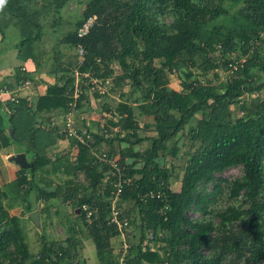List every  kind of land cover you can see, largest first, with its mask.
I'll list each match as a JSON object with an SVG mask.
<instances>
[{
    "label": "trees",
    "instance_id": "16d2710c",
    "mask_svg": "<svg viewBox=\"0 0 264 264\" xmlns=\"http://www.w3.org/2000/svg\"><path fill=\"white\" fill-rule=\"evenodd\" d=\"M67 1L56 0L58 9ZM240 4L245 7L235 16L226 7L235 8ZM17 6L18 2L12 5ZM161 8L170 10L171 23L159 19ZM94 16L99 18L98 24L80 38L79 29ZM227 17H231L232 28L227 23L214 25ZM37 28V35L23 40L22 48L42 39L41 27L37 25ZM263 34L264 0H92L68 39L72 46L81 45L86 51L83 64L77 67L82 90L78 109L89 97L86 82L105 79L108 75H100L102 68L119 63L123 72L115 79L112 91L131 82L132 96L141 93L139 98L133 99L141 116L154 120L153 126L145 124L144 128L155 135L143 136L142 123L133 106L122 102L113 110L107 106L111 113L104 129L93 133L85 127L94 139L90 146L71 139V145L78 146L75 163H69L70 152L64 155L68 165L61 158L52 162L49 149L57 138L67 137L58 125L53 127L49 123V130L40 125L45 123L46 115L62 116L70 112L77 79L76 71L67 72L60 64L63 76L59 81L63 82L49 85L47 93L38 97L36 103L21 100L18 106H10L18 109V115L16 120L10 119L8 130L0 115V150L15 144L32 156L34 172L21 169L13 184L24 202H28L25 213L32 211L29 198L33 193L38 194L36 202L57 200L60 204L74 206L96 245L99 264H118L110 241L120 234L110 223V217L112 193L120 177L117 169L98 162L90 150L98 151L106 142L110 147L107 155L118 159L121 171L120 209L128 204L130 211H125V215L129 227L133 225L141 234L140 242L129 246L127 264H223L228 254L238 250L239 241L233 240L231 231L238 222L243 224L241 240L246 246L249 244L246 264H264V100L252 109L241 104L246 96L264 90V82L256 85L254 72L260 69L264 73V63H257L258 51L251 52V44L260 43ZM219 46L221 55L228 50L239 53L238 58L251 54L254 58H247L244 69L219 87L211 81L206 85L197 79L191 81L193 74L188 72L181 91L168 88L164 81L166 69L173 73L189 64L195 66L197 59H201L200 69L204 75L215 71L219 64L212 55L218 52ZM232 59H227L223 65L227 67ZM28 72L25 77L34 80ZM86 74L90 77L85 78ZM17 75V81L21 80L22 70ZM214 77L220 80L218 74ZM98 94L95 89V99L100 97ZM238 104L242 105L243 116L234 120L231 107ZM199 113L203 118L191 127ZM187 127H191L189 136L196 150L187 155L181 187L175 191L171 187L172 172L162 164L161 157L166 156L168 144ZM116 128L115 138L107 140L106 136ZM58 133L61 134L55 137ZM144 142H151V147L144 152L137 151L136 146ZM122 144L126 147H121ZM178 152L174 147L172 154L177 156ZM50 166L57 179L63 172L72 174L73 178L51 188L55 181L48 179ZM232 167L243 168L242 178L229 183L218 177ZM80 174L85 176L86 184L77 182ZM106 175L110 181L104 186ZM222 183H227L229 199L242 198L248 209L230 206L217 213L210 210ZM210 185L213 188L208 192L206 188ZM151 194H160V198H152ZM6 197V192L0 191V264H86L83 259L75 263L78 255L72 248L48 241L45 236L41 238L38 254L31 253L20 219L10 216L4 206ZM84 206L94 213L91 223ZM49 209L43 210L49 212ZM189 212L203 218L192 219ZM213 215L214 219L207 218ZM126 217L122 212L121 218ZM229 233L231 237L226 236Z\"/></svg>",
    "mask_w": 264,
    "mask_h": 264
},
{
    "label": "rangeland",
    "instance_id": "374dc122",
    "mask_svg": "<svg viewBox=\"0 0 264 264\" xmlns=\"http://www.w3.org/2000/svg\"><path fill=\"white\" fill-rule=\"evenodd\" d=\"M91 1L92 0H68L66 3H63L61 9H58V4L56 0H4V3L0 5V35L2 41V43H0V68L6 67V64L10 60L9 58L15 51L14 45H17L18 50L15 51V53L22 54L24 57L30 60V63L26 65V68L30 71L28 73H31V75L34 77V87L36 86V83L40 84L44 82V80L42 79V74L46 73L50 69L56 68L58 56H60L59 60H62V63L64 64L63 68L66 71H77L81 56L78 53V49L72 46L68 42V39L71 33L74 32L76 24L82 19L83 13L86 10L87 5ZM17 2L20 8L19 6H17V8H13L12 5H17ZM226 7L229 8L232 11V15L235 16L237 15L236 13L238 11L245 7V5L240 4L238 6H235V8H230V5H226ZM159 11L161 13V16L159 15V19L163 23H171L173 21L172 15L169 13V9L161 8ZM225 20L223 18L219 19L214 23V25H223L227 23V26L231 27V17H227ZM37 25L41 27L40 29L43 33L42 39L40 41L35 42L29 47L22 48L20 44L23 40L31 36H35L39 32ZM261 37L262 41L256 44L254 46L255 49H252L251 51H258L260 58L257 63L259 65L264 63V34ZM239 55V53H232L228 50L225 51V55H221L220 52H215L214 55H212V58L215 57L216 63L219 64V67L216 68V70L218 71L215 70L213 72H210L208 75H204L200 69V66L202 65L201 59H197V64L195 66H191L189 64L187 65V67L181 68L180 71H174L173 73H170L169 70L166 69L164 75L165 84L171 90L181 91L182 83L184 82L186 73L191 72L193 74V78L191 81L197 79L201 81L204 85L210 83L211 81L214 86L219 87L221 84H225V82H227L228 79H230L231 77V74L226 70V66H224L223 64L226 62L227 59H236L239 57ZM248 58L253 59L254 57L251 54L248 55ZM156 64L158 68L161 67L160 61L157 60ZM122 72L123 70L120 64L116 62L112 64V66L108 69L102 68V72L100 73V75H103L105 73L108 76L105 79L97 80L101 83V86H107V93L104 95L99 94L101 96V99H99L100 101L93 99L95 89L97 90V88L92 84V81L96 78L90 79V81L86 82V84L84 83L85 87L87 88L89 97L84 101L83 105H85V108L88 105H90V107L92 108L90 118L94 117L95 119H99V121L104 124L110 119V113L108 112V108L104 109L105 105L108 106L111 110H113L116 109L120 103L127 102L131 106H133L138 120L142 123V135L153 137L155 133L149 128L147 130L144 128L145 124L153 126V118L152 120H150L149 118L151 117L146 118L141 116L140 109L133 102V99L139 98L141 96V93L139 92L136 95L132 96L131 82H127V84L123 88H118L112 91L114 89L115 79L120 76ZM254 72L257 78L256 85H260L262 82H264V73L260 69H256ZM215 74L219 75L220 80L214 77ZM16 75L17 72H15L14 77ZM62 75V73H59V75H55L56 82L59 81L58 77ZM122 94H125L126 96L122 97ZM263 100L264 90L253 96H246L245 98H243L241 104H247L248 107L252 109L253 106L255 107V104L257 102H261ZM241 104L231 107L234 120H237L243 116ZM79 110L80 109L77 110L78 114H75L78 119V127L80 126V128H82L81 117L84 116V113L86 111H82L81 108L82 112L80 113ZM105 110L108 111L105 112ZM202 118V113L197 114L195 121L193 122L191 127L196 126L197 122ZM190 128L187 127L186 130L182 132L173 142H170L168 144V150L165 153L166 156L164 158L161 157L162 164H164V166H166V168H168L172 172L171 187L175 191H178L181 187L184 169L186 167L187 160L189 159L187 155L189 153H193L196 150L195 147L193 148L194 143L192 142L189 136ZM116 134L117 130L114 129V131L110 135L106 136L107 140L114 139ZM65 141H71V139L66 138ZM150 147L151 142H147L136 146L135 149L137 151L144 152ZM174 147H177L179 149L177 156H174L172 154V150L174 149ZM97 149L101 153H107L110 150V147L109 144L103 143L102 146ZM161 156H163V153L161 154ZM69 163L75 162L70 161ZM65 174L67 176L72 175L68 172H66ZM243 174L244 172L242 167H232L224 173L219 174L218 177H221L222 179L230 183L232 181H235L236 179L242 178ZM69 179L70 178H67V180L65 181H68ZM76 180L78 183L86 184V178L83 174L77 176ZM108 181H110L109 176L106 175L103 185L106 186ZM227 187V183H222L221 189L217 192L216 197H214V204H212L210 210H212L214 213H217L224 211L230 206L248 209L249 206L243 204L242 198H239L238 200L229 199V191ZM212 188L213 186L210 185L207 186L206 190L208 192H211ZM33 197L37 199L38 194L34 193ZM262 198L264 199V191L262 193ZM39 204L44 205L43 200L37 202V205ZM58 209L59 211L57 215L54 214L56 208H52L50 211L51 220L53 221L51 224L48 223V221H45V223L43 225L40 224L38 228L37 226H34L33 228V226L28 223L32 233H25L28 236H26V241L29 244L31 253H33L34 255L38 254L41 249V238L45 236L48 241L60 242L65 247L72 248L71 251L78 255V258H76L75 263L81 261L82 259L86 262V259H88V262H86V264H99L96 256V245L90 236L88 228L82 221L79 220V214L76 211L75 207H72L69 204L61 203L58 204ZM129 209L130 207L128 206V204H124L122 206L121 212L124 213V217H126L125 211ZM45 215L47 214L43 213V219H47ZM189 216L192 219L203 218L200 214L194 212H189ZM207 218L214 219L215 217L213 215ZM215 222L218 223L219 220L215 219ZM242 229L243 224L240 222L235 223L233 225L231 231L234 234L233 236L235 237L233 238V240L235 242L239 241L238 250L228 254L224 259L223 264H246L247 260L249 259V244L246 246V243L241 240V238L243 237L241 233ZM231 235V233L226 234V236L228 237H231ZM140 239V231L130 224V227L124 231L123 235H118L111 239L110 247L114 251V255L117 257L123 245H137L140 242ZM159 246L163 245L159 244ZM85 255L87 258L85 257Z\"/></svg>",
    "mask_w": 264,
    "mask_h": 264
},
{
    "label": "crops",
    "instance_id": "0c3cea01",
    "mask_svg": "<svg viewBox=\"0 0 264 264\" xmlns=\"http://www.w3.org/2000/svg\"><path fill=\"white\" fill-rule=\"evenodd\" d=\"M0 43H2L1 35H0ZM14 48H15V51L18 50L17 45H14ZM15 51L12 53L11 57L9 58L10 60L6 64V67L0 68V88H7L9 90L16 89L20 80L17 81L18 75H16L14 77L15 72H18V71L22 70L23 68L28 70L26 68L27 67L26 65L30 63V60L21 54H16ZM59 58H60V56H58V60L56 62L57 66L55 69H50L46 73L42 74V79L44 80V82H42L40 84L36 83V86L34 87V89L31 93H28V94L23 93L24 94V96L22 98L23 101H25L29 104L36 103V101L38 100V97L44 96L47 93V89H48L49 85H54L56 83L61 84V81L56 82V77H55V75H59V73H61L60 72L61 71L60 70V64H62V68L64 67L62 60H59ZM62 76H59L58 80ZM93 99H95V97ZM99 99H101V96L95 100L100 101ZM105 108H107L106 105H105L104 109ZM83 110L86 111L84 113V116L81 117V126L83 129L89 128L93 133H98L100 128L101 129L105 128V125L108 123V121L105 120L106 123L102 124L101 121H99V119H95L94 117H91L92 119L90 118V114L92 113V108L90 107V105H88L86 108L84 105L82 107V111ZM82 111L80 108L79 112L81 113ZM106 111L107 110H105V112ZM17 112H18L17 108L11 109V107L9 105H7L6 103H0V115L3 118V123H4L3 126H5V128L7 130L9 129L10 119L14 118L16 120L17 115H18ZM109 113H111V112H109ZM64 116L65 115H62V116L58 115L57 113H54L51 115H46L43 117V118H45V123L41 124L40 127H42L43 129L45 128L46 130H49V129H51V127L48 126L49 123L50 124L51 123L56 124V125H58V127H61L62 126V119L64 118ZM76 119H77V117H76ZM149 119L152 120V117ZM38 121H40V119H37V122ZM77 122H78V119H77ZM115 130H117V128ZM60 134L61 133L56 134L55 137H58L57 135H60ZM65 139L57 138L56 144L52 148L49 149V158L52 162H56V160H60V158H61V159H64L63 162L66 163V165H68V162L66 160L67 157L65 158L64 155L69 154V152H70V156H68L69 162L74 161V157L77 156V154H78L77 144L72 146L71 141H65ZM104 143H106V142H104ZM144 143H147V142H144ZM121 147H126V144H122ZM71 152H72V154H71ZM20 153L25 154L27 161L31 164L32 156L27 155L21 148H19L15 144L11 145L9 148H2L0 150V191L3 193L6 192V194H7V197L4 200V206H5L6 210L9 212L10 216L18 217L20 219V224H21V227L24 229V232H26L27 234H30V233H32V231H31L29 224L32 225L33 228H34V226H37L33 221H30V219H31L30 214L33 212H38L41 225H43L45 223V221L46 222L48 221V223L51 224L53 221L51 220L50 211L52 208H56V211L54 214L57 215L56 212L59 211L58 204H60V203L57 200H54L53 202H49V203L43 201L44 205H41V204L37 205V202L35 201L36 198L33 197V195H34V193H33L30 195V198H29V201H30L31 206H32V211L28 212L27 214L25 213L26 209L29 206L28 202L27 203L24 202L23 197L20 195L21 193H19L13 185L17 180V177L19 175V171L22 168L19 165H17L15 162L11 161V158L17 154H20ZM74 162H76V161H74ZM53 169L54 168L52 166H50L48 168V170H50V174L48 176V179L55 181V186H53L51 188L56 187V185H64L67 182V181H65V180H67V178H70V179L73 178L72 175L67 176L63 172V175L58 174L59 178L57 179L55 174H53L54 173ZM62 171H64V170H62ZM48 207H50L49 212L47 210H43V209H47ZM42 210H43V212H41ZM43 213L47 214V215H45L47 217V219H43ZM38 227L39 226H37V228ZM26 233H25V236H27ZM96 256H97V251H96ZM85 257H86V255H85ZM97 261H98V259H97ZM86 262H88V259H86Z\"/></svg>",
    "mask_w": 264,
    "mask_h": 264
},
{
    "label": "built area",
    "instance_id": "2783aa9c",
    "mask_svg": "<svg viewBox=\"0 0 264 264\" xmlns=\"http://www.w3.org/2000/svg\"><path fill=\"white\" fill-rule=\"evenodd\" d=\"M98 22V17L94 16L88 19L84 25L79 29V37H85L87 36L91 30L96 26ZM252 49H254L255 43L251 44ZM78 53L81 56L79 65H82L84 62V58L86 56V51L85 49L79 45L78 46ZM221 46L218 47V52H220ZM248 56L232 59L229 64L226 67V70L231 74L230 76L237 75V73L241 70L244 69L245 63L247 60ZM218 71V70H216ZM23 72V78L19 81L18 86L14 90H9L7 88H0V103H6L7 105L11 107H16L20 104V101L22 100L24 94L31 93L33 91L34 87V82L30 78H26V73L27 70L25 68L22 69ZM76 74V86H75V92H74V101L70 105V112L66 114L63 118V123H62V133L66 135L68 139L76 140L80 144H84L87 146H90L92 144L93 138L91 135L87 132V130H84L78 127V122L76 119V114L78 110V99L79 96L82 93V90L79 85V80H80V73L77 70L75 72ZM85 78L90 77L89 74L84 75ZM92 84L96 86L97 92L100 95H104L107 93L106 85L101 86V83L95 79L92 81ZM52 126H57L56 124H52ZM81 131V133H80ZM93 157L97 159L98 162L107 164L112 166L113 168L118 170L119 173V181L118 183L115 184L116 190L112 193L113 194V200H112V214L110 217V223L115 225L118 229V232L120 235L124 234V231L129 227V222L127 219L121 218L122 212L119 206L120 202V197L122 194V181H121V171L118 168V159H111L106 152L101 153L93 148L90 149ZM77 156L74 157V161H76ZM152 198H160V194L157 196L155 194H151ZM83 210L87 213V219L91 222L93 218V212L90 211L86 206L83 207ZM150 237H153V234H150ZM125 244V243H124ZM128 251H129V245L125 244L122 246L121 250L119 251L117 255L118 259V264H127V256H128Z\"/></svg>",
    "mask_w": 264,
    "mask_h": 264
},
{
    "label": "water",
    "instance_id": "95a60500",
    "mask_svg": "<svg viewBox=\"0 0 264 264\" xmlns=\"http://www.w3.org/2000/svg\"><path fill=\"white\" fill-rule=\"evenodd\" d=\"M11 161L15 162L22 169L31 170L32 172H34V170L32 169V165L27 161L26 155L23 153L13 156L11 158ZM30 218L37 226L40 225V217L38 212L31 213Z\"/></svg>",
    "mask_w": 264,
    "mask_h": 264
},
{
    "label": "clouds",
    "instance_id": "9594fccd",
    "mask_svg": "<svg viewBox=\"0 0 264 264\" xmlns=\"http://www.w3.org/2000/svg\"><path fill=\"white\" fill-rule=\"evenodd\" d=\"M4 3V0H0V5H2Z\"/></svg>",
    "mask_w": 264,
    "mask_h": 264
}]
</instances>
